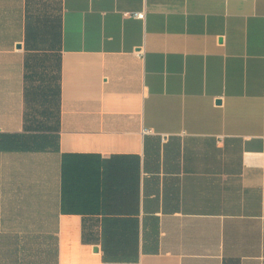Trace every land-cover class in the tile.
<instances>
[{
	"label": "crops",
	"instance_id": "crops-1",
	"mask_svg": "<svg viewBox=\"0 0 264 264\" xmlns=\"http://www.w3.org/2000/svg\"><path fill=\"white\" fill-rule=\"evenodd\" d=\"M0 264H264V0H0Z\"/></svg>",
	"mask_w": 264,
	"mask_h": 264
},
{
	"label": "built area",
	"instance_id": "built-area-1",
	"mask_svg": "<svg viewBox=\"0 0 264 264\" xmlns=\"http://www.w3.org/2000/svg\"><path fill=\"white\" fill-rule=\"evenodd\" d=\"M134 15H135L136 17H143L144 14H143V13H135Z\"/></svg>",
	"mask_w": 264,
	"mask_h": 264
}]
</instances>
